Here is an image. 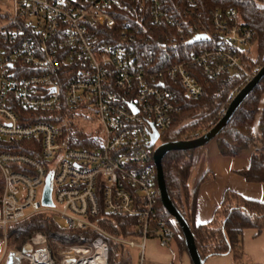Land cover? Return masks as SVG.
<instances>
[{
    "label": "built area",
    "instance_id": "built-area-1",
    "mask_svg": "<svg viewBox=\"0 0 264 264\" xmlns=\"http://www.w3.org/2000/svg\"><path fill=\"white\" fill-rule=\"evenodd\" d=\"M195 8L198 0H0V264L15 255L17 264H109L108 239L138 249L143 264L150 239L170 247L175 231L157 218L162 136L182 114V98L200 99L212 80L244 75L231 103L261 69L244 65L255 32L236 9ZM157 35L166 41L154 45ZM171 55L182 61L157 60ZM18 107L55 111L44 116L54 122L21 123ZM13 141L33 142L24 146L32 156L14 152ZM49 175L53 206L45 207ZM102 210L136 218L140 236H110L99 224ZM44 212L66 229L100 235L65 246L36 233L24 245L30 253L9 250L7 229Z\"/></svg>",
    "mask_w": 264,
    "mask_h": 264
},
{
    "label": "trees",
    "instance_id": "trees-1",
    "mask_svg": "<svg viewBox=\"0 0 264 264\" xmlns=\"http://www.w3.org/2000/svg\"><path fill=\"white\" fill-rule=\"evenodd\" d=\"M198 1L199 8H195V11H200L205 15L210 10L234 8L238 11L244 25L255 32L254 45L257 44L258 48L257 59L246 58L244 65L249 71L257 66L262 68L264 66V8L259 7L253 0ZM177 2L179 0H170L171 6H175ZM154 39V45L166 41L160 35L155 36ZM157 60L168 64L182 61L178 55H171L167 58L157 57ZM35 73L32 70L28 74L33 75ZM245 80L244 75L224 76L218 80H212L206 86L205 93L200 99L182 98V114L173 128L164 133L162 142L192 140L211 130L212 123L219 119L220 110L230 103L231 95ZM63 98L65 99V94H63ZM17 109L18 114L21 115V123H27L26 119L22 118L24 116L34 117L29 123L39 120L54 122L52 119H45L44 116L56 114L55 111L43 112L19 107ZM257 121L260 142L264 144V78L243 101L228 125L217 136L216 141L222 156L236 158L242 152L249 150L255 142L254 129ZM32 143L31 141H13L12 145L17 146L14 152L32 156L28 150L24 149V146ZM195 151L170 152L163 159L169 196L175 207L188 221L202 260L207 262L212 257L231 255L235 264H243L246 256L243 247L245 231L255 230L258 234L264 232V202L245 198L234 191H227L212 220L206 224H198L196 221L197 197L195 193L192 200L193 195L189 187ZM240 175L249 183H264V155L253 156L249 169L241 172ZM1 193L2 185H0V196ZM157 209V218L171 226L175 231L172 242H175L178 247L180 256H189L180 225L165 209L161 198ZM99 224L110 236L119 239L127 240L140 236L137 229L139 221L127 215H113L102 210L99 216ZM35 233H43L51 242L55 241L65 246L92 243L100 235L95 231L66 229L55 214L44 212L33 215L7 229L9 250L21 251ZM3 235L0 226V241L2 243ZM108 245L109 264H133V258L127 246L111 239H108Z\"/></svg>",
    "mask_w": 264,
    "mask_h": 264
},
{
    "label": "crops",
    "instance_id": "crops-1",
    "mask_svg": "<svg viewBox=\"0 0 264 264\" xmlns=\"http://www.w3.org/2000/svg\"><path fill=\"white\" fill-rule=\"evenodd\" d=\"M258 121L254 129L256 144L253 143L249 150L242 152L236 158L222 156L216 139L195 151L189 187L193 195L192 200L195 193L197 197L198 224H206L212 220L227 191H234L245 198L264 202V183H249L240 175L241 172L249 169L253 156L264 155V145H260ZM256 148L261 150L257 151ZM243 247L246 255L243 264H264V232L258 234L255 230L245 231ZM181 257L186 264H192L188 255ZM206 264H235V261L231 255H226L212 257Z\"/></svg>",
    "mask_w": 264,
    "mask_h": 264
},
{
    "label": "water",
    "instance_id": "water-1",
    "mask_svg": "<svg viewBox=\"0 0 264 264\" xmlns=\"http://www.w3.org/2000/svg\"><path fill=\"white\" fill-rule=\"evenodd\" d=\"M68 1V0H63ZM207 39L206 36L202 35L190 42L191 45L205 41ZM264 78V66L260 69L259 73L246 85L244 86L234 97L232 102L230 103L226 114L224 117L208 132L204 135L187 141H176L170 143H161L156 151H155V163L157 166V181L158 187L160 190L161 201L165 209L168 213L175 219V221L180 225V228L183 232V236L185 239V244L189 253V257L193 264H206L204 260H202L196 244H195V236L192 232L188 221L185 217L180 213V211L175 207L173 204L168 189L166 186L165 181V174L163 168V159L166 157L167 154L170 152H177V151H191V150H198L203 148L204 146L208 145L211 141L215 140L217 136L223 131V129L228 125L238 108L241 106L243 101L254 91V89L258 86V84ZM152 137V146L155 145L156 141L158 140V133L155 132L151 135ZM51 176L49 175L47 178V184L44 191V198H43V205L45 207H52V199H51V184H50ZM31 252L30 247H24L23 253L27 254ZM75 260H66L64 264H73Z\"/></svg>",
    "mask_w": 264,
    "mask_h": 264
},
{
    "label": "rangeland",
    "instance_id": "rangeland-1",
    "mask_svg": "<svg viewBox=\"0 0 264 264\" xmlns=\"http://www.w3.org/2000/svg\"><path fill=\"white\" fill-rule=\"evenodd\" d=\"M257 53H258V48H257V44H255L251 51L252 60L257 59ZM257 67H260V66H257ZM160 142L161 141L158 142V145L160 144ZM0 185H2L1 176H0ZM59 221L63 225V221L60 219ZM136 242L140 243L141 240L136 239ZM3 248H4L3 243L0 241V251H2ZM129 251L131 252V255L133 258V264H139L140 262L139 250L133 249ZM143 264H186V263L184 262V259H182V257L180 256L178 247L176 246L175 242L171 243L170 247L168 248H162L160 246L159 239H150L147 245L146 259Z\"/></svg>",
    "mask_w": 264,
    "mask_h": 264
},
{
    "label": "bare ground",
    "instance_id": "bare-ground-1",
    "mask_svg": "<svg viewBox=\"0 0 264 264\" xmlns=\"http://www.w3.org/2000/svg\"><path fill=\"white\" fill-rule=\"evenodd\" d=\"M18 260H19V255H15L14 258L12 259V264H17L18 263L17 262ZM92 264H97V263L95 261V263H92Z\"/></svg>",
    "mask_w": 264,
    "mask_h": 264
}]
</instances>
